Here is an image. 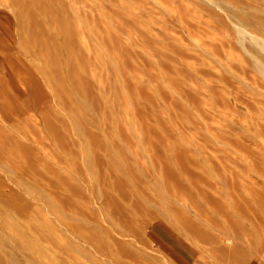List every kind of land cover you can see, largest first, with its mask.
Listing matches in <instances>:
<instances>
[{"label":"rangeland","instance_id":"374dc122","mask_svg":"<svg viewBox=\"0 0 264 264\" xmlns=\"http://www.w3.org/2000/svg\"><path fill=\"white\" fill-rule=\"evenodd\" d=\"M261 40L264 0H0V264H264Z\"/></svg>","mask_w":264,"mask_h":264},{"label":"bare ground","instance_id":"6f19581e","mask_svg":"<svg viewBox=\"0 0 264 264\" xmlns=\"http://www.w3.org/2000/svg\"><path fill=\"white\" fill-rule=\"evenodd\" d=\"M257 48L264 54V42L262 40H261V44H257ZM230 243H231L230 241H227V244H230Z\"/></svg>","mask_w":264,"mask_h":264}]
</instances>
